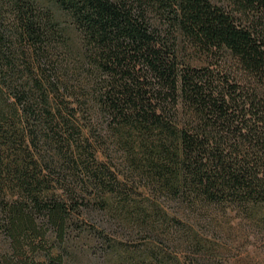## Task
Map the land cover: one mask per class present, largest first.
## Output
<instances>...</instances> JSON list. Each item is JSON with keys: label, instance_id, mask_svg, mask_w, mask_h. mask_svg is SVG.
<instances>
[{"label": "trees", "instance_id": "obj_1", "mask_svg": "<svg viewBox=\"0 0 264 264\" xmlns=\"http://www.w3.org/2000/svg\"><path fill=\"white\" fill-rule=\"evenodd\" d=\"M232 213L264 233V0H0V264H223Z\"/></svg>", "mask_w": 264, "mask_h": 264}, {"label": "rangeland", "instance_id": "obj_2", "mask_svg": "<svg viewBox=\"0 0 264 264\" xmlns=\"http://www.w3.org/2000/svg\"><path fill=\"white\" fill-rule=\"evenodd\" d=\"M197 232L217 245L223 264H264V233L235 213L224 217L219 227L203 224ZM136 241L131 244L139 245Z\"/></svg>", "mask_w": 264, "mask_h": 264}]
</instances>
